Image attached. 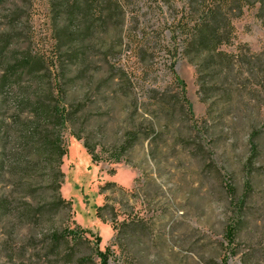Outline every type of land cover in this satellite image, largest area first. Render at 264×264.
<instances>
[{
    "label": "rangeland",
    "instance_id": "rangeland-1",
    "mask_svg": "<svg viewBox=\"0 0 264 264\" xmlns=\"http://www.w3.org/2000/svg\"><path fill=\"white\" fill-rule=\"evenodd\" d=\"M126 1L122 52L113 61L125 70L129 106L133 110L134 97L142 101L147 88L156 87L178 103L180 118L155 125L152 139L124 153L119 163L109 148L100 147L95 149L100 160L91 162L82 140L65 130L62 202L56 209L46 205L38 221L24 216L1 222L0 264H101L98 253L105 251L107 264H264V0H230L226 8L233 44L220 50L243 55L233 59L231 99L222 98L218 79L203 92L202 76L183 48L178 47L169 68L167 27L180 18L192 27L201 15L200 0ZM31 2L32 42L48 48L46 0ZM135 38L146 51L138 57ZM244 57L258 61L255 75L246 72ZM227 103L231 109L221 119L218 112ZM243 104H249L259 134V153L251 162L248 130L234 120ZM153 106L145 116L142 107L133 114L142 130L158 116ZM130 112H116L117 128L126 126ZM121 132L116 133L119 141ZM53 195L50 191L45 202ZM24 202L33 214L35 206ZM228 226L236 231L231 245L225 239ZM65 228L74 234L55 247L51 231Z\"/></svg>",
    "mask_w": 264,
    "mask_h": 264
},
{
    "label": "trees",
    "instance_id": "trees-1",
    "mask_svg": "<svg viewBox=\"0 0 264 264\" xmlns=\"http://www.w3.org/2000/svg\"><path fill=\"white\" fill-rule=\"evenodd\" d=\"M31 1L0 0V223L24 216L38 221L46 205L56 209L62 202L58 189L63 179L60 166L67 154L62 135L65 130L75 140H82L91 162L100 160L95 151L100 147V151L109 148L110 157L119 163L124 153L152 139L155 125L166 123L168 118L175 122L180 118L178 103L166 99L156 87L147 88L142 101L134 97L133 110L129 106L125 70L113 61L122 52L125 38L129 14L126 0H46L45 17L52 41L48 48L32 42ZM229 2L211 0L206 5L205 0H200L201 15L192 27L183 24L181 18L167 27L169 68L172 70L176 63L178 47L183 48L184 55L191 58L202 76L203 92H210L208 86L218 79L225 99H231L233 59L243 57L220 50L233 44V28L226 10ZM135 40L138 57L146 51ZM244 63L248 75H255L252 72L258 70V61L244 57ZM173 77L181 83L176 75ZM180 89L183 94L182 84ZM206 97L211 99L208 94ZM185 104L189 112V105ZM149 105H154L158 116L142 130L133 114L142 107L145 116L150 113ZM229 106L227 103L219 110V118L225 117ZM118 111H131L123 128H117ZM252 113L249 104H243L237 106L234 117L248 130L249 162L259 153V134L255 120L250 118ZM120 130L121 141L116 139ZM245 168L250 172L249 165ZM248 187L246 182V192ZM228 190L232 194L233 189ZM50 191L54 197L46 203ZM26 200L35 206L33 214L22 207ZM73 234L68 228L53 230L50 238L57 247ZM235 235V228L228 226V245ZM95 241L99 243V238ZM98 256L101 264H107V251Z\"/></svg>",
    "mask_w": 264,
    "mask_h": 264
}]
</instances>
